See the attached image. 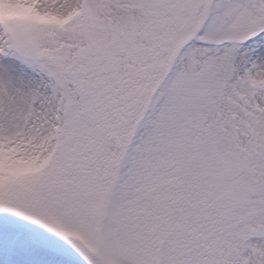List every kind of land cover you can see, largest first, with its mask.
Wrapping results in <instances>:
<instances>
[{"label":"snow or ice","instance_id":"6c2138e0","mask_svg":"<svg viewBox=\"0 0 264 264\" xmlns=\"http://www.w3.org/2000/svg\"><path fill=\"white\" fill-rule=\"evenodd\" d=\"M0 264H264V0H0Z\"/></svg>","mask_w":264,"mask_h":264}]
</instances>
